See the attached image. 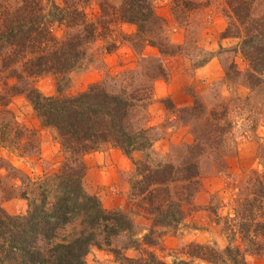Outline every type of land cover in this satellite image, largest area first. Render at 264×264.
<instances>
[{"label": "trees", "instance_id": "obj_1", "mask_svg": "<svg viewBox=\"0 0 264 264\" xmlns=\"http://www.w3.org/2000/svg\"><path fill=\"white\" fill-rule=\"evenodd\" d=\"M7 1L0 0V67L6 72L5 78L14 82L5 83L0 104L5 105L14 95L25 96L41 124L55 130L64 160L57 173L21 182L18 192L16 187L12 192L10 186L3 191L4 199H25L27 209L23 214L10 215L0 207V264H85L89 249L102 244L110 247L120 264H165L153 254L139 258L120 256L119 250L111 247V239L131 230L129 217L118 210H105L82 186L84 154L108 143L130 157L133 151L152 145L150 127L141 125L138 119L152 100L151 80L166 75L162 65L144 67L145 80L135 78L128 70L122 80L118 78V86L104 78L72 95H42L32 80L51 73L58 77L57 92H61L58 83H67L71 71L84 62L97 60L96 56L113 53L121 40L135 50L145 44L156 47L160 54H169V47L162 42L166 22L156 14L152 0H119L116 6L107 0ZM225 2L234 21L225 27L222 37L238 39V51L248 65L243 79L249 87L261 89L264 0ZM92 3L97 7L89 16L87 8ZM178 4L189 7L191 2L180 0ZM121 24H131L135 30L129 35L121 32V40H117L116 25ZM227 69V79L240 74L232 65ZM203 110L200 104L188 110L190 116L201 121L192 129L194 143L177 165L150 166L145 160L133 163L140 175L132 186L134 196L139 197V206L152 215L155 224L179 223L183 215L179 202H187L197 191L195 150L216 148L213 135L222 136L230 127L226 109L207 114H202ZM214 121L222 124L215 129ZM14 134L17 139L23 137L20 128ZM25 143L30 146L29 141ZM0 145L6 147L2 138ZM232 211L231 232H238L257 251H264V173L255 174L249 195L237 198ZM73 223V232L60 237V230ZM203 248L199 246L200 250ZM234 249L226 250L235 253L230 254L231 264H245L239 250Z\"/></svg>", "mask_w": 264, "mask_h": 264}, {"label": "rangeland", "instance_id": "obj_2", "mask_svg": "<svg viewBox=\"0 0 264 264\" xmlns=\"http://www.w3.org/2000/svg\"><path fill=\"white\" fill-rule=\"evenodd\" d=\"M107 1L114 6L120 3ZM178 1L152 0L156 14L167 25L162 42L169 47V54H160L156 47L145 44L133 49L119 34L129 35L135 27L116 25L115 38L122 41L118 48L71 71L67 83H58L61 92H57L58 77L51 73L34 78L32 84L42 95H72L104 78L118 86L128 70L142 79L144 67L161 64L166 75L151 80L152 100L138 119L141 125L150 127L152 145L133 151L128 157L106 143L82 157L85 192L96 197L105 210L125 213L132 224L130 231L111 239V247L129 258L153 254L165 264H231L230 254L235 253L226 252L229 247L239 250L245 264H264V251H257L238 232H231L234 227L230 224L235 200L248 196L255 174L264 173V86L249 87L243 79L248 65L238 51V39L222 37L225 27L234 21L225 0H182L191 2L189 7H182ZM96 7L95 3L89 5V16ZM230 65L240 74L227 79ZM5 76L0 67L1 94L5 83L14 82ZM111 76L116 77L110 79ZM196 104L204 109L202 114L226 109L230 127L222 136L213 135L216 148L195 150L197 191L187 202H179L183 209L179 223L155 224L152 215L139 206V197L134 196L132 186L140 175L133 163L145 160L150 166L177 165L194 143L192 129L201 121L188 113ZM221 124L214 121L213 127ZM19 128L23 137L17 139L14 130ZM0 138L6 146L0 145V207L6 211L3 205L11 200L14 203L7 209L12 213L6 212L23 214L26 200L4 199L5 188L10 186L12 192H18L21 182L57 173L64 153L55 130L41 124L28 100L20 94L11 96L5 105L0 104ZM25 141L30 146L24 145ZM72 226L75 224L61 229L60 237L71 234ZM199 246L205 248L200 250ZM109 248L104 244L92 246L84 256L85 264H120Z\"/></svg>", "mask_w": 264, "mask_h": 264}, {"label": "crops", "instance_id": "obj_3", "mask_svg": "<svg viewBox=\"0 0 264 264\" xmlns=\"http://www.w3.org/2000/svg\"><path fill=\"white\" fill-rule=\"evenodd\" d=\"M13 203H14V202H12V201L10 200L7 204H4V205H3L4 209H6V211H8V213H12L11 211H9V210L7 209V207H10V205L13 204ZM18 203L20 204L21 201H20V202L18 201ZM20 205H21V204H20Z\"/></svg>", "mask_w": 264, "mask_h": 264}]
</instances>
